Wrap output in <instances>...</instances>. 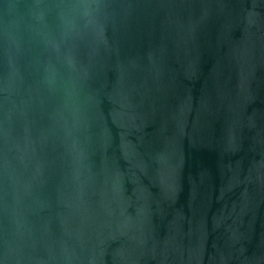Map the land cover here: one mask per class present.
<instances>
[{"label": "water", "instance_id": "1", "mask_svg": "<svg viewBox=\"0 0 264 264\" xmlns=\"http://www.w3.org/2000/svg\"><path fill=\"white\" fill-rule=\"evenodd\" d=\"M0 264H264V0H0Z\"/></svg>", "mask_w": 264, "mask_h": 264}]
</instances>
